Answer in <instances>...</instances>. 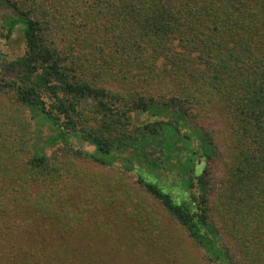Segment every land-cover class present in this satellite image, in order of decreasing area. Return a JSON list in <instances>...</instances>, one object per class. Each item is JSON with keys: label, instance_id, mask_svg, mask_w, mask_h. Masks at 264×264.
I'll use <instances>...</instances> for the list:
<instances>
[{"label": "trees", "instance_id": "16d2710c", "mask_svg": "<svg viewBox=\"0 0 264 264\" xmlns=\"http://www.w3.org/2000/svg\"><path fill=\"white\" fill-rule=\"evenodd\" d=\"M0 2V264H264V0Z\"/></svg>", "mask_w": 264, "mask_h": 264}, {"label": "rangeland", "instance_id": "374dc122", "mask_svg": "<svg viewBox=\"0 0 264 264\" xmlns=\"http://www.w3.org/2000/svg\"><path fill=\"white\" fill-rule=\"evenodd\" d=\"M14 17L13 12L5 7L3 3L0 2V32L5 33V30L2 28L4 22L10 18ZM25 53V41H24V34H23V26L19 25L15 29V33L11 37L10 40H4L0 39V57L4 59V61H10L13 60L19 56H22ZM3 102V98L0 95V104ZM140 122H149L151 119L148 116L142 117L139 119ZM51 130L46 127H41L40 132L36 134L34 133V145L37 143L36 146L43 147L45 152L47 154H51L55 150H57L58 146H49L48 140L52 137ZM72 145L74 148H77L79 150L92 152L94 151V147L90 146L86 142H79L76 140H73ZM172 159L176 160V156H174ZM112 167H103L100 169H96L91 165H86V170H84L88 176H91L93 174H104L109 178L112 177H122L128 179L130 182L135 181L137 179L133 173H129L128 171H125L124 167L126 165V162L124 163L123 160L120 158H115L113 161ZM82 164H84L82 162ZM168 167L170 168L173 166L172 162H167ZM163 179L168 180L169 185H172L175 182L174 176H171V172L168 170L162 171ZM165 222H170L165 218ZM171 225V224H170ZM174 233H172L173 238L175 239L176 243L179 245V247L182 248V245L184 246L185 250L187 251L188 259H186L188 264H209V262L206 260V258L203 256L200 249L193 246L191 242L187 239V237L181 232V230L174 229ZM183 249V248H182Z\"/></svg>", "mask_w": 264, "mask_h": 264}]
</instances>
